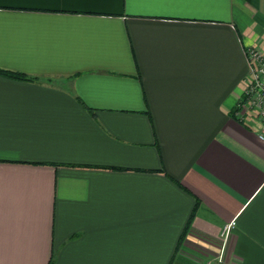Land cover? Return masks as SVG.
Here are the masks:
<instances>
[{
    "label": "crops",
    "instance_id": "1",
    "mask_svg": "<svg viewBox=\"0 0 264 264\" xmlns=\"http://www.w3.org/2000/svg\"><path fill=\"white\" fill-rule=\"evenodd\" d=\"M251 45L264 0H0V264H264Z\"/></svg>",
    "mask_w": 264,
    "mask_h": 264
},
{
    "label": "built area",
    "instance_id": "2",
    "mask_svg": "<svg viewBox=\"0 0 264 264\" xmlns=\"http://www.w3.org/2000/svg\"><path fill=\"white\" fill-rule=\"evenodd\" d=\"M248 74L242 95L237 102L235 116L245 120L251 127L257 121L264 123V52L254 45L246 48ZM252 119V121H248ZM260 138L264 139V126L256 128ZM233 221L227 222L221 229L225 238Z\"/></svg>",
    "mask_w": 264,
    "mask_h": 264
},
{
    "label": "trees",
    "instance_id": "3",
    "mask_svg": "<svg viewBox=\"0 0 264 264\" xmlns=\"http://www.w3.org/2000/svg\"><path fill=\"white\" fill-rule=\"evenodd\" d=\"M0 74L6 75V76H9L12 78H17V79L33 80L35 78L34 76L27 75L24 72L17 71V70H11V69H7V68H2V67H0ZM47 264H52V257L50 258V260L48 261Z\"/></svg>",
    "mask_w": 264,
    "mask_h": 264
}]
</instances>
